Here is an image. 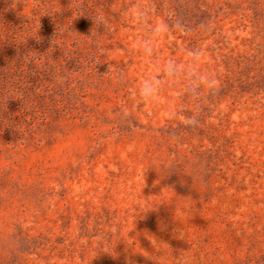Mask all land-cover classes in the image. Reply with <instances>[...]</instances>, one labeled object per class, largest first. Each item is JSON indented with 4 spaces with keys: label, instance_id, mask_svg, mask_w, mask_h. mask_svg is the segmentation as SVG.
Returning <instances> with one entry per match:
<instances>
[{
    "label": "rangeland",
    "instance_id": "374dc122",
    "mask_svg": "<svg viewBox=\"0 0 264 264\" xmlns=\"http://www.w3.org/2000/svg\"><path fill=\"white\" fill-rule=\"evenodd\" d=\"M186 49L216 86L137 106ZM0 264H264V0H0Z\"/></svg>",
    "mask_w": 264,
    "mask_h": 264
},
{
    "label": "clouds",
    "instance_id": "9594fccd",
    "mask_svg": "<svg viewBox=\"0 0 264 264\" xmlns=\"http://www.w3.org/2000/svg\"><path fill=\"white\" fill-rule=\"evenodd\" d=\"M130 21L141 30L139 39H134V50L144 63L145 67L151 64L160 46L162 38L167 36L169 26L161 21L159 24L152 23L150 28L145 29L149 23L146 11L139 5L127 11ZM204 53L200 49H186L181 57L169 55L153 65V71L139 80L133 89V99L137 106H153L166 87H172L180 83L183 85L180 94L195 96L196 90L201 88H214V77L199 70L198 65L203 61ZM118 79L120 77L118 76ZM169 116L174 117V112L169 109ZM126 113L125 115H130ZM195 124V117L187 121Z\"/></svg>",
    "mask_w": 264,
    "mask_h": 264
}]
</instances>
